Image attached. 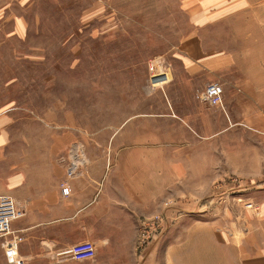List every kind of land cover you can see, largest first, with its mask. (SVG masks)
I'll return each instance as SVG.
<instances>
[{
    "label": "rangeland",
    "instance_id": "rangeland-1",
    "mask_svg": "<svg viewBox=\"0 0 264 264\" xmlns=\"http://www.w3.org/2000/svg\"><path fill=\"white\" fill-rule=\"evenodd\" d=\"M260 70L264 0H0V195L13 173L80 166L100 136H139L111 144L151 162L139 231L175 264H264ZM208 84L222 109L197 100Z\"/></svg>",
    "mask_w": 264,
    "mask_h": 264
},
{
    "label": "crops",
    "instance_id": "crops-1",
    "mask_svg": "<svg viewBox=\"0 0 264 264\" xmlns=\"http://www.w3.org/2000/svg\"><path fill=\"white\" fill-rule=\"evenodd\" d=\"M257 72L260 80L248 85L264 92V71ZM100 139L108 145L85 146L84 160L72 176L69 166L51 160L7 178L6 193L25 204L26 214L11 224V236L0 241V264H175L172 246L158 248L161 244L151 243L158 239L154 231H139L142 220L151 224L158 206L147 152L141 146L111 145L140 143V137ZM63 187L69 189L67 196ZM8 241L14 244V257L6 255L3 244ZM85 242L93 245L94 258L73 260L71 247Z\"/></svg>",
    "mask_w": 264,
    "mask_h": 264
},
{
    "label": "built area",
    "instance_id": "built-area-1",
    "mask_svg": "<svg viewBox=\"0 0 264 264\" xmlns=\"http://www.w3.org/2000/svg\"><path fill=\"white\" fill-rule=\"evenodd\" d=\"M197 100L206 104L209 107L223 108V90L218 84H208L204 90L198 93ZM73 163L69 166V175L72 176L73 171L76 169ZM69 189L62 188V194L67 196ZM26 214V206L23 203H18L11 196L0 195V240L10 237L12 234L11 224L23 218ZM6 255L14 257L16 250L12 241L4 243ZM71 256L75 261H85L94 258L95 251L91 243H79L71 247ZM22 264V263H20Z\"/></svg>",
    "mask_w": 264,
    "mask_h": 264
}]
</instances>
